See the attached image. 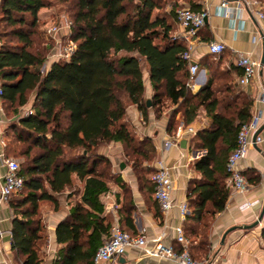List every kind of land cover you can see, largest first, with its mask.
I'll list each match as a JSON object with an SVG mask.
<instances>
[{
  "label": "trees",
  "instance_id": "trees-1",
  "mask_svg": "<svg viewBox=\"0 0 264 264\" xmlns=\"http://www.w3.org/2000/svg\"><path fill=\"white\" fill-rule=\"evenodd\" d=\"M54 1L70 3L73 9L69 38L77 49L68 61L49 62L54 48L49 45L46 55L32 50L40 12L52 8ZM160 9L156 0H0V98L10 120L6 137L12 134L22 146L19 157L25 159L19 170L24 187L8 202L13 213L12 250L21 264H44L38 251L45 239L41 204L49 202L57 209V196L75 185L74 175L84 187L82 192L77 187L80 200L57 226L60 249L53 264H94L113 226L103 204L111 190L110 164L99 149L117 143L143 154L146 161L148 152L155 154L150 140H137L127 119L129 105L136 106L144 120L149 110L158 113L167 101L183 105L185 128L201 109L211 116L210 125L191 138L193 147L205 155L193 164L200 179L191 180L188 187L187 219L202 222L206 215L224 211L230 197L227 161L241 127L253 116V99L242 92L236 95L230 86L232 98L220 101L214 78L192 94L188 64L182 58L186 45L173 37L175 22L169 20L177 21L176 11L169 17L154 13ZM223 54L211 57L219 60ZM142 61L154 91L150 101L145 97ZM220 104L229 110L226 114L218 113ZM179 112L175 109L169 120L170 135ZM6 152L9 158L8 147ZM120 178L116 182L124 190ZM146 182L154 187L151 178ZM126 193L124 209L130 203ZM208 227L206 222L202 227L205 244ZM191 230V238L204 237Z\"/></svg>",
  "mask_w": 264,
  "mask_h": 264
},
{
  "label": "crops",
  "instance_id": "crops-1",
  "mask_svg": "<svg viewBox=\"0 0 264 264\" xmlns=\"http://www.w3.org/2000/svg\"><path fill=\"white\" fill-rule=\"evenodd\" d=\"M182 1V4L194 12L208 10L209 13L206 25L199 31L198 38L194 42V59L198 64L199 73L195 78L194 88L190 90L197 94L210 78H216L212 74L210 62L212 55L209 52V45L213 42H221L226 46V50L218 60L217 68L222 73L220 80L227 85L219 90L216 88V80L213 79V89L217 98L220 101L223 99L229 101L232 98V93L229 92L231 86L235 92L237 91L236 95L242 92L248 98L253 99L252 115L261 112L264 116V103L258 100L264 97V63H262L264 40L253 41V37H258L261 32H264L263 23L246 13L244 14L245 28L236 33L231 28L230 21L219 14V6L222 0ZM252 1L256 2L257 6L264 12V0ZM52 14L53 8L44 9L40 12V20L44 17L49 18ZM53 19H55L54 23L60 21L58 16ZM176 29L179 31L178 33L181 32L178 22H175L174 31ZM236 52L250 54L254 60L261 64L247 90L238 84L242 72L236 65ZM144 82L145 97L150 101L154 91L148 73ZM176 108L177 105H172L171 110L159 111L158 113L151 109L147 120H144L143 114L136 106L130 105L127 109V119L135 130V135L139 137L140 141L150 140L154 147L157 157L155 169L157 170L159 163L163 162L171 170L174 181L175 207L167 214L162 213L154 198V187L149 182L130 180L124 190L118 185L111 188L107 194L111 195L112 201L116 202L118 208L115 212L108 211L106 194L103 198L104 215L110 217L112 225L118 224L125 232L135 236L145 234L149 243L145 249L129 248L123 256L100 264H178L168 258L147 253L155 247L154 240L158 237H161V243L165 247H171L178 253L182 251V246L176 240L175 232V229L182 224L179 205L187 202L188 187L191 180L200 179V175L193 169V164L205 155V151L193 147L192 136H183L177 146L168 151H163L162 144L165 138L172 137L173 139L177 132L185 128L183 120H180L178 127L173 132L174 134H168V123ZM228 111L223 105H219L218 113L226 114ZM9 121L3 107V101L0 98V190L4 185L6 174V128ZM211 122V116L204 109H201L195 122L190 126L198 132L208 127ZM261 135L264 137V131ZM183 141L186 142L185 148L182 147ZM67 154L74 156L77 152L67 151ZM241 168L249 184L248 192L237 193L229 187L228 179H226L230 197L224 211L214 216L206 215L202 222L187 219L183 223L186 238L192 237L191 229L200 233L205 222L209 225L206 244L199 239L200 235L198 234V238H193L189 247V252L196 261L205 264H264V216L256 227L243 229L245 226L257 222L264 211V141L257 145V148L253 145L249 149L245 159L241 162ZM73 183L75 185L72 188L57 196V209L49 202L41 204L45 239L38 251L44 264H53L60 249L55 237L57 226L67 218L74 204L81 198L80 194L84 183L79 182L75 175L73 176ZM77 187L81 191L78 194L75 193ZM127 191L130 195V203L127 209H124V196ZM248 203L252 206L245 207ZM12 219L13 213L9 204L0 201V264H21V258L12 250ZM233 228L235 230L226 235Z\"/></svg>",
  "mask_w": 264,
  "mask_h": 264
},
{
  "label": "built area",
  "instance_id": "built-area-1",
  "mask_svg": "<svg viewBox=\"0 0 264 264\" xmlns=\"http://www.w3.org/2000/svg\"><path fill=\"white\" fill-rule=\"evenodd\" d=\"M233 4V5H232ZM249 13L264 25V12L257 6V3L252 0H222L219 6V14L228 19L231 28L237 33L244 30L245 19L244 14ZM177 22L181 32L176 36V39L182 40L186 45V50L182 54L183 60L188 64L189 82L188 87L194 88V81L199 73V67L194 59V42L198 38L199 31L206 25L209 13L208 10L203 12H194L188 7H181L176 10ZM72 21L62 17L59 22L48 25L44 28L45 35L48 40H53L55 47L52 49L48 60L68 61L77 49V44L69 38ZM259 38V39H258ZM264 40V32L255 37L253 41ZM226 50V46L221 42H213L209 45L211 55L219 57ZM49 61V62H50ZM48 63L45 64L42 71H45ZM236 65L241 69L242 75L239 78L238 84L241 88L247 90L255 76L256 71L261 67L260 62L254 60L250 54L236 52ZM2 95V79L0 77V96ZM264 103V97L258 99ZM264 122V116L261 112L254 113L251 120L244 124L238 135L236 148L233 150L227 161V171L229 173L228 185L237 193L244 194L249 190L248 181L242 171L241 162L245 159L249 149L254 145H259L264 141V137L260 134L253 142L256 132L261 128ZM197 131L188 126L177 132L173 139L172 137L165 138L162 149L168 151L172 147L177 146L183 136H193ZM6 174L4 176V185L0 190V201L8 203L13 195L20 192L24 187V180L19 175L20 163L11 158H6ZM151 182L154 184V198L158 203L162 213L167 214L175 207L173 197L174 181L171 170L165 166L163 162L159 163V167L151 176ZM108 202V211L115 212L118 208L115 201H112L111 195L106 196ZM248 203L245 207H251ZM182 224L175 229L176 240L182 246L181 252H175L171 247H165L161 243V237L156 238L155 247L147 251L149 255L168 258L178 264H205L196 261L192 258L189 247L190 241L186 238L183 229V223L191 214L187 202L179 205ZM1 236V235H0ZM149 241L145 234L135 236L121 229L118 224L112 226L109 238L104 242L98 250L94 264L108 262L113 258L123 256L129 248H146Z\"/></svg>",
  "mask_w": 264,
  "mask_h": 264
},
{
  "label": "rangeland",
  "instance_id": "rangeland-1",
  "mask_svg": "<svg viewBox=\"0 0 264 264\" xmlns=\"http://www.w3.org/2000/svg\"><path fill=\"white\" fill-rule=\"evenodd\" d=\"M156 2L161 6V9L159 11H155L154 13L160 14L162 16H167V17H169L172 11L175 12L178 8L186 7L184 4L181 3L183 2L182 0H156ZM69 6H71L70 3L65 4V3H58L54 1L53 7H52L53 14L51 15V17L49 18L44 17L43 19L40 20L38 31L34 39V45L32 48L34 52H41L46 55L45 52H47V47H46L47 45H49L52 48L55 47V43L53 40H48L47 38H45L46 36L43 30L47 25L54 23L55 19L53 18L55 16H58V18L60 19L62 17H65L70 20L69 18L70 11L72 12L73 9L72 7H69ZM169 20L171 22H177L176 20H173L170 17H169ZM178 32L179 31H177L176 29L175 31H173L172 35L176 36ZM210 60L212 64V74H214L216 77L214 78L217 82L216 88L221 90L225 88L227 83L220 80L222 73L217 68L218 60L214 58H211ZM142 68L144 72V79L146 80L147 79V67L143 61H142ZM191 93L194 94L192 91ZM171 108H172L171 102L167 101L164 103L160 111L164 112L165 110H171ZM176 109H178L180 112L177 114V116L179 115V118H177V116L175 118V124H174L175 128L178 127L179 121L182 120L183 105H180L179 107L177 106ZM27 110L28 109L26 108V111ZM169 112L171 113V111ZM133 131L135 130L133 129ZM136 138L137 140H139L138 136H136ZM6 144L8 147V155H9L8 157L11 159H14L15 161L19 162L22 165L25 159L19 157L18 155V152L22 146L16 143L15 138L12 136L11 133L8 139L6 140ZM99 153L102 156H104L108 160V163L110 164V166L108 167L109 176L107 177V181L111 188L117 185L116 178H118L119 176L121 177L120 183L124 184V186L126 187L128 186V182L130 180L139 181V182L148 181L149 178H151L152 174L156 171L155 165H156L157 157L155 154L151 152H148V154L150 155V160L146 161L144 159L143 154L136 153L133 151H128L122 145H115L112 143V144H107V145L102 146L99 149ZM121 165H124V170L120 169ZM126 194H127V197L130 199V195H128L129 194L128 191ZM204 232L206 231H204L203 228H201L200 233L203 234L204 237H200L199 239L202 242H204V239L206 236ZM188 240L192 242L193 238L189 237Z\"/></svg>",
  "mask_w": 264,
  "mask_h": 264
},
{
  "label": "water",
  "instance_id": "water-1",
  "mask_svg": "<svg viewBox=\"0 0 264 264\" xmlns=\"http://www.w3.org/2000/svg\"><path fill=\"white\" fill-rule=\"evenodd\" d=\"M263 48H264V42H263ZM262 63H264V55H263V58H262ZM148 106H150V103H148ZM263 131H264V124H263V125L261 126V128L256 132V134H255V136H254V138H253V142H254V143L256 142V138H257V136L260 135ZM185 143H186L185 141L182 142V147H183V148H185ZM254 147L257 148V145L254 144ZM121 169H122V170L124 169V165H121ZM263 216H264V211H263V213L261 214V217L259 218V220H258L257 222H255L253 225L245 226L243 229H250V228L256 227V226L259 224V221L262 220V217H263ZM234 230H235V228H233L232 230H230L229 232H227L226 235H227L228 233H230L231 231H234ZM226 235H225V237H226ZM225 237H224V239H225Z\"/></svg>",
  "mask_w": 264,
  "mask_h": 264
}]
</instances>
